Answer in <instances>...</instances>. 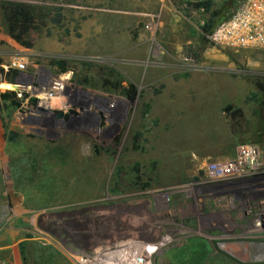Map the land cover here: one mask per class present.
Listing matches in <instances>:
<instances>
[{
    "label": "rangeland",
    "instance_id": "obj_1",
    "mask_svg": "<svg viewBox=\"0 0 264 264\" xmlns=\"http://www.w3.org/2000/svg\"><path fill=\"white\" fill-rule=\"evenodd\" d=\"M204 1L223 21L239 0H0V92L13 91L4 66L23 57L38 86L62 83L68 104L0 112V228L25 218L28 264H74L41 217L51 225L67 218L57 213L162 196L184 214L204 206L225 214L226 203L195 197L203 162L232 158L246 143L264 158V51L211 50L201 32L210 13L188 5ZM4 3L34 10L31 47L4 32ZM129 88L134 98L124 95Z\"/></svg>",
    "mask_w": 264,
    "mask_h": 264
},
{
    "label": "flooded vegetation",
    "instance_id": "obj_2",
    "mask_svg": "<svg viewBox=\"0 0 264 264\" xmlns=\"http://www.w3.org/2000/svg\"><path fill=\"white\" fill-rule=\"evenodd\" d=\"M200 175L196 185L203 189L195 196L198 202L221 203L218 196L229 195H211L209 188L200 186L205 173L200 171ZM149 186L145 184L143 189ZM234 205L238 204L234 201ZM226 207L225 214L204 206L203 213L191 215L184 214L181 205L179 210L171 209L168 196L120 200L57 213V218L62 214L67 218L50 221L51 225L42 226L41 217L39 227L51 233L69 255L79 253L83 245L107 241L109 247L117 248L131 243L142 255L140 264H264V221L255 230L256 220L231 213L228 210L232 207ZM254 255L262 258L247 261Z\"/></svg>",
    "mask_w": 264,
    "mask_h": 264
},
{
    "label": "built area",
    "instance_id": "obj_3",
    "mask_svg": "<svg viewBox=\"0 0 264 264\" xmlns=\"http://www.w3.org/2000/svg\"><path fill=\"white\" fill-rule=\"evenodd\" d=\"M206 37L211 49L218 52L264 51V0H239L237 6ZM4 69L6 72H17L15 81L10 85L18 87V90H12L22 100L19 110L29 109L38 114V109L51 113L67 109L62 83L55 80L38 86V77L28 73L25 58H12ZM200 170L206 177L200 186L209 188L211 195L229 193L218 196L220 199L217 201L231 206L228 210L231 213L256 220L255 230L261 228V220L264 221V158L258 145L240 144L232 158L205 161ZM238 194L242 199L235 206V195ZM130 245L133 246L129 243L123 248L109 247L108 242L103 241L97 246L83 245L79 253L70 255L74 264H140L142 255ZM0 264L4 263L0 261Z\"/></svg>",
    "mask_w": 264,
    "mask_h": 264
},
{
    "label": "trees",
    "instance_id": "obj_4",
    "mask_svg": "<svg viewBox=\"0 0 264 264\" xmlns=\"http://www.w3.org/2000/svg\"><path fill=\"white\" fill-rule=\"evenodd\" d=\"M188 5L196 9H204L210 13V17L207 22L203 26H201L203 38L208 33H210V31L216 25L222 22V20L217 21L220 12L211 11V2L204 1L190 3ZM1 19L2 27L4 28V32L6 33V35H8L12 40H14L19 45L24 46L25 48L31 47L30 43L28 42V34L33 29L36 20V16L32 8L21 3H4L1 5ZM16 75V71L10 70L7 73L6 81L8 83H13V79ZM123 92L124 95L128 97L134 98L135 96V91L133 88H129ZM21 104L22 100L17 97V94L14 91L0 92V112H2L5 108L9 110L18 109ZM15 136V133H12V138L9 137L8 141H14L15 139H13V137Z\"/></svg>",
    "mask_w": 264,
    "mask_h": 264
},
{
    "label": "crops",
    "instance_id": "obj_5",
    "mask_svg": "<svg viewBox=\"0 0 264 264\" xmlns=\"http://www.w3.org/2000/svg\"><path fill=\"white\" fill-rule=\"evenodd\" d=\"M152 1L155 5H158V0ZM6 161V142L3 136L2 122L0 121V174L6 168ZM0 218L3 219L2 216ZM10 219V217L6 218L5 223H8V225L4 226L3 229L0 228V261L4 262V264H28L26 262L27 252L22 247V243L26 238H22L23 236H21V232H25V218L22 215H15L12 220ZM21 224H23L22 227ZM37 249L31 248L30 250L36 251Z\"/></svg>",
    "mask_w": 264,
    "mask_h": 264
},
{
    "label": "water",
    "instance_id": "obj_6",
    "mask_svg": "<svg viewBox=\"0 0 264 264\" xmlns=\"http://www.w3.org/2000/svg\"><path fill=\"white\" fill-rule=\"evenodd\" d=\"M11 86H12V88H13L14 90H18L17 85H15V84H11ZM231 107H232V106H228V107L226 108V110H229ZM59 116H60V115H59Z\"/></svg>",
    "mask_w": 264,
    "mask_h": 264
},
{
    "label": "bare ground",
    "instance_id": "obj_7",
    "mask_svg": "<svg viewBox=\"0 0 264 264\" xmlns=\"http://www.w3.org/2000/svg\"><path fill=\"white\" fill-rule=\"evenodd\" d=\"M4 84H5V83H4ZM57 85H60V84H59V83H57ZM8 86H9V88H10V89H13V88H12V86H11L10 84H9ZM56 88H58V87L56 86ZM172 213H173V212H172ZM130 247L134 248V247H133V246H131V245H130ZM148 255H149V254H148ZM238 256H240V255H238Z\"/></svg>",
    "mask_w": 264,
    "mask_h": 264
}]
</instances>
